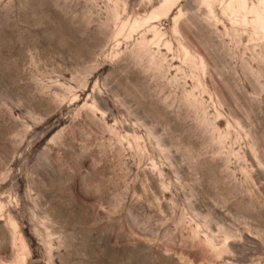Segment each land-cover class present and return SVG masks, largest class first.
Instances as JSON below:
<instances>
[{
    "label": "rangeland",
    "instance_id": "1",
    "mask_svg": "<svg viewBox=\"0 0 264 264\" xmlns=\"http://www.w3.org/2000/svg\"><path fill=\"white\" fill-rule=\"evenodd\" d=\"M0 264H264V0H0Z\"/></svg>",
    "mask_w": 264,
    "mask_h": 264
}]
</instances>
